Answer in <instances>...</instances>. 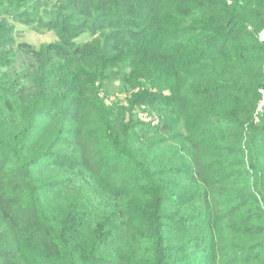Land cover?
<instances>
[{"label": "trees", "instance_id": "trees-1", "mask_svg": "<svg viewBox=\"0 0 264 264\" xmlns=\"http://www.w3.org/2000/svg\"><path fill=\"white\" fill-rule=\"evenodd\" d=\"M263 30L264 0H0V264H264Z\"/></svg>", "mask_w": 264, "mask_h": 264}, {"label": "rangeland", "instance_id": "rangeland-1", "mask_svg": "<svg viewBox=\"0 0 264 264\" xmlns=\"http://www.w3.org/2000/svg\"><path fill=\"white\" fill-rule=\"evenodd\" d=\"M14 38H15L16 43L27 42L35 47H39L40 45L56 41V34L53 31H46V30L39 32V31L34 30V28H32V26L30 25H26L23 23H15ZM89 38H90V35L86 32V33H82L81 35H79L75 41L77 43H81V42L88 40ZM106 88L108 92L112 95L111 96L112 98L121 96L120 100L117 102L118 105L124 107L125 110L132 109V114L134 115L135 119L137 118L140 122L144 124H149V123L153 124L152 122L153 119L157 117L155 111L151 107L147 106L146 104L138 105L137 102H133L132 100H129L128 99L129 96H126V93H125L126 90L121 89L122 87H121L120 81L118 80V77L112 80L106 86ZM114 100L116 99H112L111 101H114ZM260 102H261V97L259 99L256 109L258 111H264V104L261 107V109L258 108ZM35 171L37 173V170ZM40 177H36V179H39Z\"/></svg>", "mask_w": 264, "mask_h": 264}, {"label": "built area", "instance_id": "built-area-1", "mask_svg": "<svg viewBox=\"0 0 264 264\" xmlns=\"http://www.w3.org/2000/svg\"><path fill=\"white\" fill-rule=\"evenodd\" d=\"M259 38L260 39H263L264 38V30L259 34ZM264 104V90L262 91V95H261V102L259 104V109H261V107L263 106Z\"/></svg>", "mask_w": 264, "mask_h": 264}]
</instances>
